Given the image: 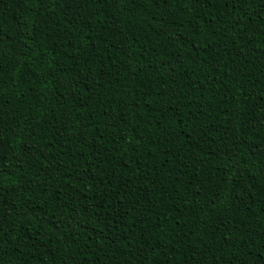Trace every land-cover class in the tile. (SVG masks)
I'll use <instances>...</instances> for the list:
<instances>
[{"label": "trees", "instance_id": "trees-1", "mask_svg": "<svg viewBox=\"0 0 264 264\" xmlns=\"http://www.w3.org/2000/svg\"><path fill=\"white\" fill-rule=\"evenodd\" d=\"M0 264H264V0H0Z\"/></svg>", "mask_w": 264, "mask_h": 264}, {"label": "snow or ice", "instance_id": "snow-or-ice-1", "mask_svg": "<svg viewBox=\"0 0 264 264\" xmlns=\"http://www.w3.org/2000/svg\"><path fill=\"white\" fill-rule=\"evenodd\" d=\"M3 234L2 233H0V236H2Z\"/></svg>", "mask_w": 264, "mask_h": 264}]
</instances>
